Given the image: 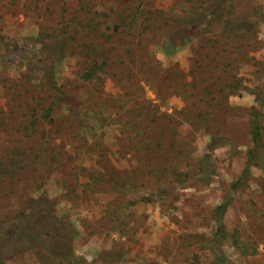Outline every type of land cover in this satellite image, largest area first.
I'll return each mask as SVG.
<instances>
[{
    "label": "rangeland",
    "instance_id": "obj_1",
    "mask_svg": "<svg viewBox=\"0 0 264 264\" xmlns=\"http://www.w3.org/2000/svg\"><path fill=\"white\" fill-rule=\"evenodd\" d=\"M0 264H264V0H0Z\"/></svg>",
    "mask_w": 264,
    "mask_h": 264
},
{
    "label": "trees",
    "instance_id": "obj_2",
    "mask_svg": "<svg viewBox=\"0 0 264 264\" xmlns=\"http://www.w3.org/2000/svg\"><path fill=\"white\" fill-rule=\"evenodd\" d=\"M250 133H251L252 142H253L254 146L256 147L258 145L259 141H260V132H259L258 126H257V124H256L255 121L252 124ZM249 152H251V151H249ZM58 230H60V229L58 228ZM48 232H49V234L51 236L47 238L48 239L47 241L50 240V243H52L51 240L52 241L54 239L56 240V238H53V232H51L50 230H48ZM26 235H27L26 233H23V234L21 233L20 236H19V240L22 239L23 237H25ZM27 238H30L27 241L29 243V245L30 246L32 245L38 251L39 250H47L50 253V252H55V251H58L59 252V251L62 250L61 247L55 248V244L53 246H50L51 245L50 243H49L50 245L49 244L48 245H45V244L42 245V244L36 242V239L34 237L31 238L30 236H28ZM57 238L60 239L61 236H58ZM63 250H65V249H63Z\"/></svg>",
    "mask_w": 264,
    "mask_h": 264
}]
</instances>
